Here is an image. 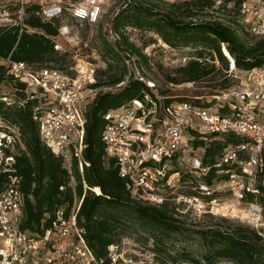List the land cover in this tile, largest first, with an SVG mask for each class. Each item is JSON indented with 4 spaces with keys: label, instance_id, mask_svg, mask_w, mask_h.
Segmentation results:
<instances>
[{
    "label": "built area",
    "instance_id": "1",
    "mask_svg": "<svg viewBox=\"0 0 264 264\" xmlns=\"http://www.w3.org/2000/svg\"><path fill=\"white\" fill-rule=\"evenodd\" d=\"M212 1V8H229L231 19L224 22L235 31L264 37V0ZM34 3L40 6L36 14L44 22L62 21L69 14L78 22L96 24L105 12L104 0H16L0 5V26H17L20 33L24 29L34 32L24 24L25 8ZM65 28L67 25H62L59 32L64 33ZM57 36L52 39L59 49ZM222 49L225 53L224 43ZM225 55L230 61L227 75L238 77L236 71H242L253 87L240 85L220 90L213 95L211 105L191 100L168 103L152 91L144 100L134 99L110 109L104 115L102 132L105 159L115 160L135 200L154 205L173 201L179 212L193 217L206 213L233 215L231 210L227 214L215 212L220 206L217 193L227 191L242 205L236 208L244 216L234 217L264 236V209L257 199L264 185V66L243 71L236 67L231 55ZM0 64L7 75L0 82V100L9 108L34 102L32 116L41 141L62 160L68 172V184L60 190L70 186L75 191V170L83 176L90 165L85 158L87 114L102 91V86H96L97 65L82 60L61 69L52 61L29 63L14 60L11 55L1 57ZM149 85L153 90L155 84ZM228 136L241 140L228 143L215 164H206L210 143H224ZM199 148L203 155H193ZM24 150L21 126L0 113V264L147 263L145 259L133 261L128 257L126 246L131 242L125 238L109 245L107 256L95 255L78 219L84 195L79 198L75 194L72 204L57 206L49 226L42 223L39 230L24 229L26 195L15 169L16 158ZM212 167L216 175L209 184L205 178ZM177 183H189L192 192L176 196L173 188ZM90 189L101 193L99 187Z\"/></svg>",
    "mask_w": 264,
    "mask_h": 264
},
{
    "label": "trees",
    "instance_id": "2",
    "mask_svg": "<svg viewBox=\"0 0 264 264\" xmlns=\"http://www.w3.org/2000/svg\"><path fill=\"white\" fill-rule=\"evenodd\" d=\"M212 6V0H124L112 18V30L119 37L117 45L105 40L103 46L109 69L124 63V57L133 54L145 61L148 59L130 40L128 27L153 31L173 48L194 49V57L178 68L183 82L204 83L218 91L229 88L227 72L217 77L230 66L222 43L240 70L264 66V37L238 33L217 18L206 20V8ZM39 7L34 3L25 8L24 24L35 29L34 32L24 29L20 33L17 26H0V58L11 55L14 60L29 63L59 60L52 37L60 33L63 23L61 19L42 21L36 14ZM216 60L221 63L220 68ZM122 67L119 73L99 78L96 86H116L124 82L127 69L125 64ZM6 79V69L0 64V82ZM167 79L178 83L175 76L167 75ZM146 93L153 94L152 89L143 80L132 76L117 91L98 92L87 114L85 158L90 165L85 168L83 176L78 169L75 170V191L70 186L65 191L60 190L62 185L68 184V172L62 160L41 141L38 125L32 116L34 102L30 101L22 108H9L0 100V113L21 126L26 148L15 163L16 174L21 177V187L26 195L23 228L36 231L42 223L49 226L57 206L72 204L75 194L79 198L84 195L78 219L86 231V242L97 257L107 256L108 246L125 236L138 234L145 236L146 243L153 239L152 250L162 264H219L224 260L232 264H264V236L257 229L243 224L232 225L222 218L224 224L194 230L185 220L191 214L179 212L175 202L154 205L132 198L115 160L105 159L104 115L134 99L144 100ZM166 101L173 102L172 98H166ZM240 140L228 136L224 143L211 142L206 149V164H215L228 143ZM215 175L216 169L212 167L206 182L211 184ZM95 187L101 189L100 194L90 189ZM257 199L264 209V185ZM193 233L199 235L205 247L200 255L182 244Z\"/></svg>",
    "mask_w": 264,
    "mask_h": 264
},
{
    "label": "rangeland",
    "instance_id": "3",
    "mask_svg": "<svg viewBox=\"0 0 264 264\" xmlns=\"http://www.w3.org/2000/svg\"><path fill=\"white\" fill-rule=\"evenodd\" d=\"M15 1L16 0H0V5ZM104 2L105 12L103 13L99 23L91 24L89 22H78L71 18L69 14H65L62 17V23L63 25H67V29H63L65 30L64 33H60V35L56 38L60 47L59 49L55 48L59 52L57 54V58H59V60L54 59L53 61L55 66L66 69L68 66H71L76 62L88 60L97 65L98 76L99 78L104 79L108 78L109 74L119 73V71L123 68L122 65L125 64L127 69V75L124 81L125 84L132 76L143 80L148 86H150L149 83H154L155 86L152 91H154L158 96L172 98L173 102L183 100H199V104H213L211 103V100L213 95L219 92L217 89H214L212 86H207L204 83L183 82V75L178 72L179 67L186 65L188 61L194 57V49L190 47L173 48L163 42L162 39L159 38V35L153 31L128 27L126 30L130 40L142 49V52L148 59L145 61L133 54L131 56L133 59L129 63L127 60L130 57L126 56L124 57V63L121 62L119 66L115 65L113 69H109L107 59H105L103 46L105 40L109 41L113 45H117L119 37L112 30V18L118 11L119 6L123 4L124 0H104ZM230 15L231 12L228 11V7L220 9H217L216 7L206 8V13H204V16L207 18H217L223 21L230 20ZM123 55L125 56V53H123ZM216 64L217 67H221V63L218 60H216ZM225 73L226 71H222V73H219L217 77L220 78ZM167 75L175 76L178 79V83L170 82L167 79ZM236 75H238V77L229 76L230 80L228 85H230V87H238L241 85V87L246 88L254 86V83L248 80V77L244 72L237 70ZM120 88L121 86L117 85H107L102 86L100 89L102 91H117ZM146 94L150 95V93ZM189 151L191 150L188 149V152ZM203 153V149L199 148L194 150L193 155L202 156ZM188 184L180 183L177 187H174V194L179 196L181 194L186 195L187 193L192 192V189ZM216 196L220 197L218 199L220 205L223 203H233L236 207L239 206L234 196L227 191L217 193ZM239 207H242V205ZM215 212L217 211L215 210ZM236 215L244 216L242 211L238 212ZM222 218H226L229 224L232 225L243 224L250 226L242 219L234 217V215L225 216L213 213H206L200 218L191 216L185 218V220L187 226L193 228L194 230H198L211 225L216 226L224 224L221 221ZM124 238L131 242L126 246V254L129 258H132L133 261L141 258L147 260L146 264H162L152 250L154 243L153 239L150 238L146 243L147 239L145 236H140L138 234H130ZM182 244L192 249L198 255L205 250L201 238L196 233H193V235L188 238L187 241L182 242ZM219 264H232V262L224 260Z\"/></svg>",
    "mask_w": 264,
    "mask_h": 264
},
{
    "label": "bare ground",
    "instance_id": "4",
    "mask_svg": "<svg viewBox=\"0 0 264 264\" xmlns=\"http://www.w3.org/2000/svg\"><path fill=\"white\" fill-rule=\"evenodd\" d=\"M65 31V30H64ZM225 53H228V55H230V53L228 52L227 49H225ZM215 210L217 212H223L225 214H227L228 211L231 210V213L233 215L237 214L239 211L238 208H236V206L232 203V204H228V203H223L220 206L216 207Z\"/></svg>",
    "mask_w": 264,
    "mask_h": 264
}]
</instances>
